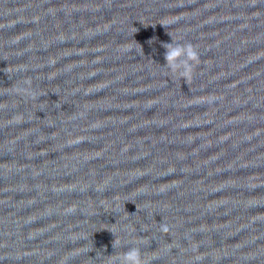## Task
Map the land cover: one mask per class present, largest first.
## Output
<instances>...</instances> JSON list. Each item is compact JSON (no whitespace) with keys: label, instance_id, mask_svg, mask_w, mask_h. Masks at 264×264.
<instances>
[{"label":"water","instance_id":"water-1","mask_svg":"<svg viewBox=\"0 0 264 264\" xmlns=\"http://www.w3.org/2000/svg\"><path fill=\"white\" fill-rule=\"evenodd\" d=\"M133 244L264 264V0H0V264Z\"/></svg>","mask_w":264,"mask_h":264},{"label":"clouds","instance_id":"clouds-1","mask_svg":"<svg viewBox=\"0 0 264 264\" xmlns=\"http://www.w3.org/2000/svg\"><path fill=\"white\" fill-rule=\"evenodd\" d=\"M160 23L166 25L164 21H160ZM165 47L166 51L164 56L168 68L172 73L185 78L189 82L192 68L191 62L195 61L199 55L195 47L191 44L173 43L172 41L166 42ZM162 228L166 230L167 226L162 225ZM112 243L113 247H115L120 243V241L114 238ZM111 261H118V264H145V261L141 256L140 249L135 244L119 253L118 256L111 257L110 264Z\"/></svg>","mask_w":264,"mask_h":264}]
</instances>
